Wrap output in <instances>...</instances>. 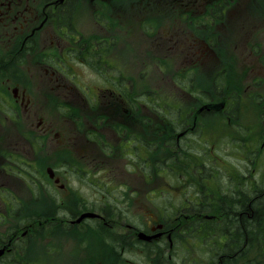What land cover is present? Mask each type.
<instances>
[{
	"label": "flooded vegetation",
	"instance_id": "flooded-vegetation-1",
	"mask_svg": "<svg viewBox=\"0 0 264 264\" xmlns=\"http://www.w3.org/2000/svg\"><path fill=\"white\" fill-rule=\"evenodd\" d=\"M255 1L0 0V120L5 116L17 125L0 128V215H6L4 219L21 216L12 232H0L4 254L20 250L35 233L44 232L50 236L51 258L83 264L93 259L91 236L83 237L73 230L84 226L99 232L109 226L108 220L125 212L156 234L167 231L171 237L177 236L175 228L167 230V211L158 209L159 198L168 192L173 197L180 193L169 182L168 172L178 169L180 159L166 155V149L172 143L192 140L197 134L193 124L215 110L223 115L228 130L236 128L241 95L230 89L216 101L211 92L198 89L196 106L201 105L190 117L182 110L152 111V92L144 67L148 60L161 55L183 58L185 54L186 59L200 61L194 64L197 73L199 65L212 69L219 63L220 39L232 38L247 21L252 22L249 19ZM64 6L69 12L66 20ZM217 30L221 37L216 36ZM44 39H55L57 46L50 48ZM41 42L42 47H38ZM167 44L171 49L161 51ZM248 44L242 51L250 48L249 54L258 55L260 63L249 75L239 77L252 83L245 82L243 99L260 96L263 102L264 47L253 52L256 44ZM52 49L59 50L62 57L51 56ZM152 49L157 51L153 57L148 53ZM234 63L240 62L236 60L231 66ZM187 67H181L172 77L159 73L151 80L164 86L186 85L188 76L183 74ZM224 69L213 76L212 88L224 79ZM235 81L229 72L228 86ZM232 96L239 101H232ZM54 98L72 107L60 112L59 123L50 120L46 125L43 111L50 108ZM160 105L171 107L167 102ZM257 106L255 112L261 104ZM170 117L179 118L181 124L169 121ZM259 117L264 123V113ZM35 118L39 119L38 134L33 132ZM154 118L159 123L152 126ZM26 122L29 129H23ZM255 134L264 135V128ZM5 135H15L14 142H9L13 147L3 143L9 139L3 138ZM28 135L31 142L23 138ZM39 139L41 143H37ZM246 144L243 136L240 146ZM153 152L164 154L163 164L168 168H162L164 174L159 175L168 183L160 194H151V178L156 176L144 162ZM39 157L45 164H39ZM3 163L19 170L12 174L2 168ZM120 201L124 202L121 206ZM152 204L162 212L153 221L149 213ZM139 210L143 217L135 215ZM183 217L180 212L173 221L180 225ZM55 243L67 246V253L57 250Z\"/></svg>",
	"mask_w": 264,
	"mask_h": 264
},
{
	"label": "bare ground",
	"instance_id": "bare-ground-1",
	"mask_svg": "<svg viewBox=\"0 0 264 264\" xmlns=\"http://www.w3.org/2000/svg\"><path fill=\"white\" fill-rule=\"evenodd\" d=\"M189 81L190 85L196 82L194 78ZM209 92L214 96L224 95L220 86ZM150 98L157 111H183L161 106L153 92ZM257 99L258 105L261 104L259 111L240 119L230 136L224 133L223 144L214 145L203 137L205 126L201 121L194 139L170 144L166 155L180 159L178 169L164 166L162 152H153L144 160L149 167L168 169L169 182L181 189L177 197L168 192L166 197L158 199L169 217L167 230L175 228L177 236L171 237L167 231L156 234L126 212L108 220L109 226L99 232L77 227L73 230L75 234L91 236L89 249L93 263L264 264V135L253 138L249 134V123L264 113V101L261 102L260 96ZM231 100L239 101L236 96ZM231 111L236 114L235 109ZM185 115L190 117V113ZM178 119L170 117L168 120L181 124ZM263 128L264 123L256 131ZM243 136L247 144L241 147ZM122 203L120 201L119 206ZM180 212L185 217L179 225L173 218ZM131 226L135 228L127 229ZM143 235L150 239H142ZM29 240L19 251L0 255V264H59L64 261L51 258L50 247L33 243L35 237ZM3 245L4 242H0V252ZM69 263L71 261L66 260L63 264Z\"/></svg>",
	"mask_w": 264,
	"mask_h": 264
},
{
	"label": "rangeland",
	"instance_id": "rangeland-1",
	"mask_svg": "<svg viewBox=\"0 0 264 264\" xmlns=\"http://www.w3.org/2000/svg\"><path fill=\"white\" fill-rule=\"evenodd\" d=\"M247 2H251V0H246ZM232 14H235V11L232 10ZM244 15V14H243ZM263 15H264V0H256L252 6V13H251V18L249 20H252L251 23H249L248 21L245 23V25L237 30V32L232 36V38L230 39H225L222 38L220 39V44H221V48L218 51V57H219V63L216 64L212 69L211 67L208 68L205 64L200 66V69L198 71V73L196 72L197 68L194 67V64L196 62H200V61H195L193 62V60H190L188 63L186 64H179L182 60L181 55H174V59L177 61V63L172 62L171 60H169V58L171 57L170 55H161L159 58L161 59V62L158 61L159 58H156L154 61L148 60L146 62V65L144 67V74L146 75V78L149 79L148 82V86L151 90V92L155 93L162 102H167L171 105V107L173 108L174 106H182L184 114L185 113H191L192 111H194L199 105H201V103L196 106L198 104V102L195 104L196 99L193 97L192 98V93L198 89V88H204V89H212V86L214 84L213 76L217 73V71L224 69V71L221 74H224V79L223 81V91L224 93L227 92L229 90V86L226 82V78L228 73H232L235 76V82L230 85L232 87L233 90H235L237 93H239L241 95V112H240V118L238 119V122L240 119H244L246 117H248L251 113H253L255 111V109L258 107V96H255V98H250L247 97L246 99H243L244 93H243V88L245 86V82L246 83H250V80H242L239 77H245L246 74H250L251 70L256 69L257 67H259V61L257 60L258 55L256 54H249L250 52V48H248L246 51H242L243 48H245L247 46V43L252 44V46H254L256 44L255 47L252 48V46H250L252 49L251 51H256L257 48L260 47H264V22H263ZM244 19V18H243ZM41 38L43 36V34L39 35ZM216 36L217 37H221V33L217 30L216 32ZM44 41L48 42V44L50 45V48H54L56 47V45L54 44L53 40H49V39H44ZM256 42H259L260 44L258 45ZM248 44V45H249ZM235 47H237L238 49H234ZM171 48H169L168 46L164 47L161 51H169ZM50 51H54L53 49ZM173 53H178L176 50H171ZM157 51L152 49V50H148V53H150L149 55L151 57H153L154 53H156ZM237 54L241 55L240 56H236ZM137 55V54H136ZM135 55V56H136ZM134 56V57H135ZM264 58V56H262ZM239 61L240 63H234L233 66H231V64L234 61ZM136 63H139V60L136 58ZM224 62V64H223ZM188 65V70L191 71V73H184L183 76L184 77H192L196 80V82L193 85H190V81L188 80L187 85H170V86H164V85H160L159 82L156 80L155 82H152L151 79H153L154 77H156L159 73H165L167 74L169 77L174 76V74L177 72V70H179L181 67L185 68ZM241 75V76H240ZM216 80V78H215ZM197 81L198 84H197ZM216 85V84H215ZM254 86H256V84H254ZM262 86L264 87V83L262 84ZM183 88V89H182ZM36 93H39L38 91ZM264 93V92H263ZM91 94H95V92H91ZM155 95V98L157 97ZM220 96L216 97V99H218ZM195 104V105H194ZM67 106L72 107L71 105H67L64 104L60 99L58 98H54L51 102H50V108L48 110H44L43 113L46 117L43 118V120H46V125L50 124V120H53L54 123H59V118H60V112L63 109H68ZM140 109H142V107L140 106ZM151 110L153 111L152 107ZM50 113H51V118H50ZM48 116V117H47ZM152 116L155 117V115L152 113ZM226 116V115H225ZM211 119L213 121H203V119H201V122L204 124L205 126V130L203 133V136L205 139L209 140L211 143H213L214 145H221L223 144V140H222V135L224 133H233L235 131L234 127H231L230 130H228V125L225 122L224 118L222 115H212L210 116ZM222 119V121L220 120ZM36 120V124L33 127V132L34 134H38L40 133V130L37 128V123L39 121V119L35 118ZM3 122L5 123V126L0 124V128H10V127H15L17 126L15 123L13 122H9L6 118H3ZM158 120L156 118H154V121L151 120V125L155 126L158 125ZM261 120L257 118H255L254 120H252L249 123V126H251V129L249 131V134H251L253 136V138L256 137L255 131L257 129H259L261 127ZM23 129H29V127L27 126V122L24 124ZM5 137H9L7 142H3L5 144H10L11 147H13V145L11 143L14 142V138L15 135H5L3 136V138ZM24 139L27 138L28 141L27 142H31V138L30 135L23 137ZM195 138V136L193 137V139ZM11 142V143H9ZM23 142L25 143V141L23 140ZM42 141L39 139L37 141V143H41ZM57 138L54 139V145H57ZM57 151V150H56ZM43 158L39 157V164H45L43 163ZM49 162V161H48ZM47 163V162H46ZM2 168H6L8 171H13L12 174H14L15 171L19 170V167L13 165V164H9V163H3L2 164ZM152 172H155V169H151ZM140 179V184H141V177ZM161 183V180L159 178H154L152 176L151 178V194L153 192L160 194V192H162V188L164 187L165 183L158 189L154 190V186H158ZM181 195V194H179ZM177 195V196H179ZM160 196V195H158ZM157 196V197H158ZM175 196V197H177ZM23 202L26 203V199L22 198L21 199ZM150 220L153 221V218L155 217V215H159V211L158 209L152 204L150 206ZM132 216V214H130ZM137 217H143L144 213L139 210L136 214ZM6 216V215H5ZM2 217L0 218V232H9L8 230H10L11 228L15 227L16 221L18 218H20L21 216H17V215H12L11 218H5ZM38 228V227H36ZM35 228V229H36ZM126 230V229H123ZM35 237V239L38 237H40V233H35V235L33 236ZM41 239V238H39ZM38 239L34 240L33 243H37ZM46 243L50 246V239L49 241L46 240ZM55 246L57 247V250H59L61 253H67V246H63L62 247V243H55ZM19 251V250H17ZM63 262L59 263V264H63ZM70 264V263H69ZM83 264H104L103 261H99L97 263H93V261H89L86 260Z\"/></svg>",
	"mask_w": 264,
	"mask_h": 264
},
{
	"label": "trees",
	"instance_id": "trees-1",
	"mask_svg": "<svg viewBox=\"0 0 264 264\" xmlns=\"http://www.w3.org/2000/svg\"><path fill=\"white\" fill-rule=\"evenodd\" d=\"M63 8H64V10H63V16H64V19L66 20L69 17V14H68L69 12L67 11V6H64ZM71 9H72V4L69 5V10L71 11ZM224 198L227 199L226 197H224Z\"/></svg>",
	"mask_w": 264,
	"mask_h": 264
},
{
	"label": "water",
	"instance_id": "water-1",
	"mask_svg": "<svg viewBox=\"0 0 264 264\" xmlns=\"http://www.w3.org/2000/svg\"><path fill=\"white\" fill-rule=\"evenodd\" d=\"M142 238H143V239H150V237H148L147 235H143ZM4 251H5V250L2 249L1 252H0V255H2V254L4 253Z\"/></svg>",
	"mask_w": 264,
	"mask_h": 264
}]
</instances>
